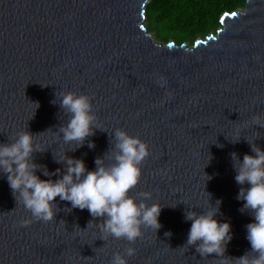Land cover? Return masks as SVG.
<instances>
[{
  "label": "water",
  "instance_id": "water-1",
  "mask_svg": "<svg viewBox=\"0 0 264 264\" xmlns=\"http://www.w3.org/2000/svg\"><path fill=\"white\" fill-rule=\"evenodd\" d=\"M148 1L0 0V144L23 130L44 133L35 143L47 150L34 153V163L50 173L63 171L56 157L64 159L66 152L94 171L96 159L112 147L111 136L124 130L150 152L130 195L147 193L148 205L162 206L159 231L142 228L130 243L104 236L103 218L59 197L57 222L34 220L0 173V264H111L129 247L136 254L125 257L127 264H232L182 248L192 223L185 213H201L210 196L213 205L222 201L216 218L232 226L225 256L251 251L246 226L254 218L237 199L250 185L237 184L230 154L241 161L254 155L247 140L264 150V128L252 123L254 116L264 117V0H247L243 10L225 13L218 38L211 34L190 48L154 40L145 27ZM69 92L92 98L102 130L75 151L57 133L68 119L58 97ZM89 142L96 147L88 148ZM36 175L61 178L43 170Z\"/></svg>",
  "mask_w": 264,
  "mask_h": 264
},
{
  "label": "clouds",
  "instance_id": "clouds-1",
  "mask_svg": "<svg viewBox=\"0 0 264 264\" xmlns=\"http://www.w3.org/2000/svg\"><path fill=\"white\" fill-rule=\"evenodd\" d=\"M58 101L68 119L57 133L65 144L74 143L76 147L71 151H75L83 147L88 138L95 135L96 130H101L97 126L98 118L94 113L92 98L69 92L58 97ZM33 104L36 109L39 108L38 103ZM261 121H264V117L259 114L252 118L255 127L264 128V122ZM42 134L44 133L34 135L23 130L9 137V143L0 144V173L7 176L17 203H22L34 220L57 222L56 216L61 209L54 201L59 197L61 201L70 202L72 209H87L94 219L103 218L99 230L104 236L135 243L142 236V228H151L156 233L159 231L162 227L159 222L162 206L158 203L148 205L145 201L151 197L147 193H142L140 199L130 195L140 183L141 165L150 156L149 146L145 142L117 129L111 136L112 147L103 158L96 159L94 171L87 170L84 160L70 158L65 152L64 159H57L54 153L56 162L65 165L64 170L58 169L50 173L45 166L33 162L34 153L47 150L35 143V138ZM259 138L261 134L257 132V139ZM240 140L241 138L230 141L238 143ZM247 141L254 155L245 154L242 161L235 152L230 156L237 173V184L250 185L240 188L237 199L244 201L241 211L250 212L254 218V222L246 226L251 251L239 258L225 256L227 245L233 239L232 226L228 222L221 223L216 218L220 214L222 201L217 200L213 205L209 193L208 208L201 213H185L186 221L192 223L186 246L182 248L195 247L202 257L215 254L223 259H230L232 264H264V150L255 142ZM87 146L90 149L96 147L92 142ZM106 160L110 162L105 163ZM38 170H43L45 176L59 175L61 178L41 180L36 175ZM209 179L211 177L207 176V180ZM65 223L64 220L59 221V224ZM91 224L89 222L87 229ZM21 226L27 225L22 222ZM165 236L170 238L172 233L166 232ZM252 253L255 255H251ZM135 254L136 250L129 247L124 253H115L111 264H127L125 257Z\"/></svg>",
  "mask_w": 264,
  "mask_h": 264
},
{
  "label": "trees",
  "instance_id": "trees-1",
  "mask_svg": "<svg viewBox=\"0 0 264 264\" xmlns=\"http://www.w3.org/2000/svg\"><path fill=\"white\" fill-rule=\"evenodd\" d=\"M247 0H149L145 27L156 42L192 47L222 28L225 13L243 10Z\"/></svg>",
  "mask_w": 264,
  "mask_h": 264
},
{
  "label": "rangeland",
  "instance_id": "rangeland-1",
  "mask_svg": "<svg viewBox=\"0 0 264 264\" xmlns=\"http://www.w3.org/2000/svg\"><path fill=\"white\" fill-rule=\"evenodd\" d=\"M151 34H152V36L155 38V40H157L155 34H154V33H151ZM215 37L218 38V33H217V32L215 33ZM185 44H186V43H185ZM186 45H187V44H186ZM187 47H188V45H187ZM189 48H190V47H189Z\"/></svg>",
  "mask_w": 264,
  "mask_h": 264
},
{
  "label": "snow or ice",
  "instance_id": "snow-or-ice-1",
  "mask_svg": "<svg viewBox=\"0 0 264 264\" xmlns=\"http://www.w3.org/2000/svg\"><path fill=\"white\" fill-rule=\"evenodd\" d=\"M232 15H235V13H233Z\"/></svg>",
  "mask_w": 264,
  "mask_h": 264
}]
</instances>
